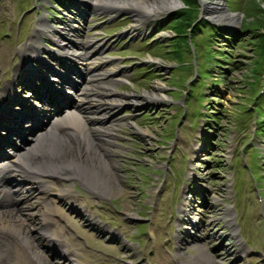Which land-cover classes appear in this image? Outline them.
<instances>
[{
	"label": "rangeland",
	"instance_id": "rangeland-1",
	"mask_svg": "<svg viewBox=\"0 0 264 264\" xmlns=\"http://www.w3.org/2000/svg\"><path fill=\"white\" fill-rule=\"evenodd\" d=\"M63 1L0 0V92L7 86L9 90L4 94L11 96L23 90V97L32 98L30 106L43 102L40 94L46 96L49 89L40 80L32 78L36 82L17 85L14 79L23 73L20 59L31 56L26 53L20 57L31 38L37 39L36 50L44 59L56 62L45 57L47 35L36 28L42 22V13L56 11ZM67 1L89 11L83 29L87 37H80L85 39L84 51L91 54L85 60L108 55L112 58L109 66H123L118 73L104 78V84L116 91L106 98L124 101L111 108L112 118L122 123L116 126L117 134L110 145L121 178L120 187L108 197L106 192L103 197L79 180H73L70 187V180L50 178L48 185H57L51 186L55 189L52 193L71 188L78 196L68 208L52 194L66 215L47 212L36 200L32 208L27 206L29 200L22 202L27 208L22 216L30 234L40 240V248L48 249L44 234H40L46 214L53 221L48 230L56 240L64 241L59 249L75 252L76 261L72 262L62 255L51 256L57 264H194L190 258L198 250L192 243H185L193 239L206 247V255L197 258L205 264H264V61L263 70L255 74L258 81L250 87L255 79L251 68L260 57L256 44L264 28L251 17L252 11L258 10H250L254 0H180L179 6L153 14L138 4L136 8L128 5L113 10L108 6L113 0ZM255 1L264 9V0ZM101 4L106 5L105 9ZM184 5L190 12L198 9L196 23L206 20L218 26V31L211 35L207 26L194 35V46L191 31L196 23L186 38L180 26L183 18H175ZM211 5L239 14V20L219 19L215 12L220 9L213 10ZM261 15L264 17V13ZM129 28L138 30L140 39L125 44ZM90 34L116 35L97 47ZM30 63L33 68L42 65L36 59ZM26 66L32 65L21 69L25 71ZM105 69L102 66L97 75L84 70L82 80L91 76L103 81ZM197 69L208 74L199 77ZM43 75L51 77V72ZM157 82L163 88L157 87ZM86 83L82 85L86 87ZM87 84L102 87L97 81ZM51 94L55 97L54 90ZM122 96L125 100L120 99ZM11 108L25 112L21 105ZM32 113L38 121L50 122L44 117L46 112L34 109ZM35 117L18 120L13 126L11 120L4 122L18 128L19 134L7 137L4 131L1 138L22 142L21 135L25 134L31 144L35 133L29 134L24 126H34ZM106 143L101 140L95 145ZM27 145L18 146V151ZM45 204L53 207V202ZM227 212L233 216V228L227 222ZM177 231H181V243ZM236 238L244 248L240 258L237 252L227 254L228 244ZM57 246L51 245L55 250Z\"/></svg>",
	"mask_w": 264,
	"mask_h": 264
},
{
	"label": "bare ground",
	"instance_id": "bare-ground-1",
	"mask_svg": "<svg viewBox=\"0 0 264 264\" xmlns=\"http://www.w3.org/2000/svg\"><path fill=\"white\" fill-rule=\"evenodd\" d=\"M148 1L152 3H144V0H113L109 1L112 6L110 4L108 6L113 10H119L122 7H128V5L135 8L141 5L148 7L149 10L147 11L151 13H159L158 11H167L180 5V0ZM101 5V8L105 9L106 5ZM210 7L213 10L220 9L218 11L220 13L215 12L219 19L228 18L233 22L239 20V14L229 12L223 6L211 5ZM138 17L140 16L138 15ZM32 44L33 42H29L24 46L26 51L23 55L28 53ZM34 59L41 61L42 57L36 55ZM20 61L24 63L22 65H25L33 61V55L20 59ZM21 68L23 67H19L20 70H22ZM117 70V66L106 69L103 81L91 76L87 79V83H96L97 81V84L102 87H95L96 84L88 85L87 83L86 87H81V83L75 82L76 80L69 82L63 75L58 76L60 81L65 83V86L71 89L72 92L71 97L67 98L66 101L57 102V109L55 110H48L45 107L53 102L52 99L41 98L43 102L30 106L29 103L32 102V98L23 97V90L22 92L17 90L9 98V103L10 105L17 103L23 106L25 112L10 111L7 110L10 105L5 103L7 96L4 94L5 91L9 90L8 87L5 86L0 92L5 96L3 99L0 97V104H4L6 107V110H0L4 112V115L0 116V131L2 129L6 131V128L9 127L6 134L7 137H17L19 132L16 127L4 125V122L11 120L10 122L13 126L18 120L25 121L33 118L35 117V114L32 113L34 109L46 112L44 117L50 120L47 123L38 121L35 117L33 119L34 126L27 125L25 127L29 134L31 132L35 133L31 144L25 134L21 135L22 142H14L9 138H0V264H51L50 262L57 264L51 258V256L55 255H62L63 258L71 262L76 261L73 258V255H75L74 251L69 253V250L64 248L59 249V247H63L64 241L56 240L52 230H48L53 221L46 214L43 218V225L40 227V234H44L43 239H45V244L49 247L47 246L48 249L45 250L40 248L38 243L40 240L38 239L37 241L30 234V227L22 216L26 215L23 210L27 208L21 203L29 200L30 205L27 206L32 208L35 206L34 202L36 200L37 204L45 207L47 212L59 211L66 215V212L57 206L52 194H55L59 198V202L68 208L71 207L72 201L78 200V196L74 194L71 188H63L58 192L52 193L55 189L53 190L51 187L53 185H48L50 178L60 179V181L63 179L70 180L72 181L69 182L71 183L70 187H72L73 180H79V182H82L103 197L105 192L108 197L115 187H120L121 177L117 173L118 164L112 159L111 152L113 150H111L110 145L114 142L111 140L112 137L117 134L114 131L118 128L116 126L122 123L120 119L112 118L111 108L124 101L114 102L110 101V98H106V95H114L116 91L112 86L104 84V78L110 77ZM35 74V70L26 68L25 73L20 74V77L14 80H17V85H20L28 79V76ZM42 79L49 84L54 80H58L53 78L49 80L47 76L42 77ZM157 87L163 88V85L157 82ZM125 98L126 96H122L120 99L125 100ZM68 106L71 107L70 111L63 110L64 107ZM101 112L103 113L101 114ZM89 121H93L92 126L89 125ZM72 132L77 134H69ZM101 140L107 143L101 147L95 145L96 142ZM28 143L29 145L24 147V150L18 151V146H24ZM56 186L54 185L53 187L55 188ZM215 200L218 201V198L215 197ZM46 201L53 202V207L45 204ZM81 211L85 212L82 209ZM226 218L229 225L233 226L235 224L230 213L227 212ZM197 223L198 221H194V224ZM178 236L181 237V235ZM195 242H197L195 239L185 241L187 244L192 243L194 248L198 250V254L190 259L193 260L194 264H205L197 258L206 255V253L203 254L206 247ZM56 243L58 246L55 250L51 245ZM181 255L179 254V256ZM74 264L78 263L74 262Z\"/></svg>",
	"mask_w": 264,
	"mask_h": 264
},
{
	"label": "trees",
	"instance_id": "trees-1",
	"mask_svg": "<svg viewBox=\"0 0 264 264\" xmlns=\"http://www.w3.org/2000/svg\"><path fill=\"white\" fill-rule=\"evenodd\" d=\"M193 2L194 3H198V0H193ZM256 4H258V3L254 0L253 4L250 7L251 11H252V7L253 8H258L257 12H253L252 11L253 16H251V17L252 18L254 17L255 18V22L259 23L260 26L262 28H264V22L260 21V19L264 20V17L261 15V13H264V9L262 7H260V5H256ZM185 5H186V3H185ZM190 11H192V10H188L186 8H183V9L177 11L176 14H175L176 15L175 18H178V17L183 18L182 19L183 21L180 23V26L186 32V35H185L186 38L188 37L190 27L193 26V24L198 20V17H199L198 9H195L196 12H190ZM255 14H258V15H255ZM207 26H208V29H209L211 35H213L215 32L218 31V29H217L218 26H215L214 24H210L206 20H202L201 23L200 22L196 23V25L193 26V29L191 31V40H192L194 46H195L194 39L196 37L194 35L197 34V33L200 34L201 30H204V29L206 30ZM256 46H257V51L260 54V57H259V59H257L254 62L253 66L251 68V70L254 73L255 79H254L253 82L250 83V87L254 84V82L256 84V82L258 81L259 77H258V75H255V74H258L259 72H261L263 70L262 62L264 61V31L259 34V39H258V43L256 44ZM207 74H208V72H202L201 73V71L198 70V76L199 77L200 76L203 77V75H207ZM261 122H259V123H261Z\"/></svg>",
	"mask_w": 264,
	"mask_h": 264
}]
</instances>
